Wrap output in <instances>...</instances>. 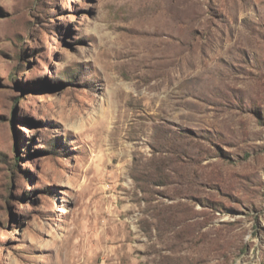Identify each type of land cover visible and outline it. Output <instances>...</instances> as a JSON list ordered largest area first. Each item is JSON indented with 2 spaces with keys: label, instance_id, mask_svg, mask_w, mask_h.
<instances>
[{
  "label": "rangeland",
  "instance_id": "374dc122",
  "mask_svg": "<svg viewBox=\"0 0 264 264\" xmlns=\"http://www.w3.org/2000/svg\"><path fill=\"white\" fill-rule=\"evenodd\" d=\"M0 264H264V0H0Z\"/></svg>",
  "mask_w": 264,
  "mask_h": 264
}]
</instances>
